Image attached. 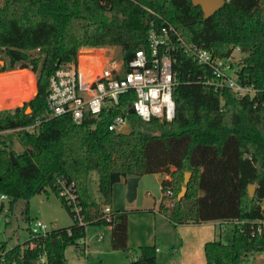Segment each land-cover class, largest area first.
<instances>
[{
  "label": "trees",
  "instance_id": "16d2710c",
  "mask_svg": "<svg viewBox=\"0 0 264 264\" xmlns=\"http://www.w3.org/2000/svg\"><path fill=\"white\" fill-rule=\"evenodd\" d=\"M164 29L171 42L168 49L160 50L172 56L178 77L171 121H146L130 113L133 92L97 119L76 123L69 115L47 118L50 77L81 47L116 46L127 70L136 50L149 52L151 32L160 35ZM237 45L247 49L239 61V78L259 89L254 96L240 97L230 88L208 84L212 69L189 50L198 46L224 57ZM0 60L1 73L19 69L27 74L31 87L33 71L37 85L28 102L18 105L21 97L16 90L15 107L0 109V131L13 130L23 146L16 151L0 141V193L7 195L11 209L20 199L29 201L50 187L73 218L69 226L46 235L30 234L12 247L0 238V258H4L0 264H67L65 250L69 245L79 249L87 224L111 226V246L127 252L125 264H157L156 245L141 246L138 255L132 251L130 210L114 209L111 204L116 183L150 173L170 175L162 180V191H171L174 202L161 204L160 212L173 224L239 221L225 240L205 242L207 264H250L252 256L264 254V230L257 229L264 219L260 204L264 200L262 0H227L207 18L192 0H0ZM34 93L31 90L26 97ZM119 113L127 114L129 132L109 130L108 124ZM37 120L41 122L34 131L22 128ZM93 170L99 174L101 202L90 199L88 180ZM186 172L191 177L179 200ZM58 178L74 184L82 222L60 194ZM252 184L256 186L253 197ZM104 205L112 208L109 219Z\"/></svg>",
  "mask_w": 264,
  "mask_h": 264
},
{
  "label": "built area",
  "instance_id": "2783aa9c",
  "mask_svg": "<svg viewBox=\"0 0 264 264\" xmlns=\"http://www.w3.org/2000/svg\"><path fill=\"white\" fill-rule=\"evenodd\" d=\"M171 29L175 30L172 27ZM168 35L167 29L160 35L152 31L149 52L144 49L136 50L127 70L121 57L91 48L78 51L75 58L60 64L50 77L46 98L49 110L47 118L69 115L76 123L97 119L104 113L115 110L120 106L122 97L133 92L135 98L128 111L133 108L134 113L146 121L152 118L171 121L175 116L173 93L178 84V77L174 70V59L168 52L160 50L162 46L169 48L171 41ZM189 50L194 53L200 64L212 69V78L207 81L208 84L216 88H230L240 97L254 96L259 92L258 88L243 84L239 78L238 71L241 66L235 58V50L243 51L241 45H237L231 55L224 57L198 46ZM40 122L41 120H37L22 128L34 131ZM108 128L116 133L130 130L131 124L127 114L114 115ZM58 184L60 194L70 205L76 219L82 222L81 206L73 188L74 184L63 178H58ZM168 194H171V191H168ZM6 198L9 199L7 195H1V201ZM260 204L264 210V200ZM102 210L109 219L111 206L104 205ZM238 222L216 220V225L221 233H226ZM56 228L39 218H33L29 223V233L34 236L46 235ZM257 229L259 232L264 230V219L258 221ZM101 238L100 235L99 239ZM78 242V252L85 253L86 243L82 240ZM0 260L4 261V258L1 257ZM44 260L45 255H42L41 261Z\"/></svg>",
  "mask_w": 264,
  "mask_h": 264
},
{
  "label": "rangeland",
  "instance_id": "374dc122",
  "mask_svg": "<svg viewBox=\"0 0 264 264\" xmlns=\"http://www.w3.org/2000/svg\"><path fill=\"white\" fill-rule=\"evenodd\" d=\"M262 5L264 6V0H262ZM90 48L112 56L121 57V52L116 46L81 47L79 52ZM245 54V51L235 50L237 62ZM2 63L0 60V66ZM3 72H7V74L5 75ZM3 72H0V106L8 104V108L15 107L14 94L16 90L19 91L21 97L18 105H23L35 96L37 85L36 74L33 71H31L33 74L30 83L32 89L27 86L26 73H21L19 69ZM31 90H35V93L27 98L26 96L31 93ZM7 97L10 98V101ZM29 108H27V112H30L31 108ZM2 140L10 143V146L16 151L23 149L13 130L0 132V141ZM168 179H170V175ZM97 180L98 172L96 170L91 171L88 180L90 199L99 201L101 198L97 189ZM1 195L0 193V201ZM101 197L103 200V196ZM3 201V208L0 209V238L8 240L4 238L12 236V243H22L29 238V223L31 219H28V217L42 219L48 225L56 227L68 226L73 222L70 212L63 205L56 192L50 187L36 193L29 201L20 199L11 209L9 207V199L6 198ZM172 202L174 200L171 194L162 191L161 176L150 173L142 177L138 184L137 196L132 201L127 199L125 184L123 182L116 183L113 187L111 204L116 209H130L128 214V245L133 252L135 251V254L139 252L141 246L156 245L158 248L156 251L157 264H200L203 253V246L200 243H203L208 237H212L211 239L217 238L218 227L214 222H209L208 224H196L177 229L164 216L152 212L156 206H158L160 211L161 204L169 206ZM99 232H103L104 238L99 242L95 240L93 242L89 241L88 253L86 252L88 255L80 254L75 245L67 246L65 250L67 264H124L129 259L127 252L124 250L112 248L111 231L108 225H86L87 239L95 237ZM230 232L231 230L227 234H230ZM225 236L223 237L224 240L226 239ZM176 252L177 254H175ZM252 257L250 263L255 258ZM252 263L264 264V259L257 258Z\"/></svg>",
  "mask_w": 264,
  "mask_h": 264
},
{
  "label": "water",
  "instance_id": "95a60500",
  "mask_svg": "<svg viewBox=\"0 0 264 264\" xmlns=\"http://www.w3.org/2000/svg\"><path fill=\"white\" fill-rule=\"evenodd\" d=\"M226 2H227V0H192V3L194 5L201 6V8L204 12V16L206 18L211 16L213 13H215L218 9H220L223 5H225ZM246 50L247 49L244 48V51H246ZM129 112L134 113V109L130 108ZM10 157H11V160L13 163L17 162V158H16L14 152H12V151L10 152ZM190 177H191V172H186L184 184L182 186L181 191L178 194L179 200H181L187 192V184L190 181ZM139 180H140V176H129L126 178V181H127V199L130 201L134 200L135 197L137 196V189H138ZM255 189H256L255 185L252 184L249 186V194L251 197L254 196ZM40 191L41 190H39V192Z\"/></svg>",
  "mask_w": 264,
  "mask_h": 264
},
{
  "label": "crops",
  "instance_id": "0c3cea01",
  "mask_svg": "<svg viewBox=\"0 0 264 264\" xmlns=\"http://www.w3.org/2000/svg\"><path fill=\"white\" fill-rule=\"evenodd\" d=\"M7 99L10 101V98L9 97H7ZM8 105V104H7ZM0 106V109L2 108V109H6V108H8L9 106ZM18 106V105H17ZM91 174V173H90ZM156 175H159V176H161V182H162V180H164V179H168L169 178V175L168 174H164V173H155ZM90 176V175H89ZM144 176V175H143ZM143 176H140V180H139V183H140V181L142 180V177ZM120 182H123L124 184H125V188L127 189V181H126V179H122ZM97 189H98V191H99V174H98V180H97ZM99 194H100V200L98 201V200H92V201H95V202H101L102 201V194L100 193V191L98 192ZM161 198H162V195H161ZM160 201H161V199H160ZM159 201V202H160ZM4 201H0V207H1V209L3 208V203ZM113 207V206H112ZM114 208V207H113ZM114 209H116V208H114ZM123 209H127V208H123ZM159 208H158V206H156V208H153V210H152V212H154V213H159L160 215H162V216H164L167 220H168V218L163 214V213H161L159 210H158ZM130 210V209H129ZM131 210H133V209H131ZM139 212H141V211H139ZM28 219H33V218H30V217H28ZM6 221H7V218H6ZM169 221V220H168ZM209 222H214L215 224H216V220H214V221H207V222H202V223H183V224H178V225H175V224H173L171 221H169V223H171V224H173L174 225V227H176L177 229H183L184 227H190V226H192V225H196V224H201V225H203V224H208ZM73 223V222H72ZM71 223V224H72ZM70 225V224H69ZM68 225V226H69ZM218 227V226H217ZM108 228L110 229V231H112V229H111V226H108ZM112 233V232H111ZM217 234H218V237L217 238H213V239H223V237L225 236L226 238H227V232L226 233H221V231H220V229L218 228V232H217ZM102 236V238L101 239H99V236ZM104 234H103V232H99V233H97L96 234V236L95 237H93V238H89V239H87L86 237L84 238V239H82V240H84L83 242H85L86 244H84V245H86V252H87V247H88V245H89V241H91V242H93L94 240L95 241H102L103 240V238H104V236H103ZM112 235V234H111ZM128 238H129V228H128ZM212 238V237H211ZM210 237H208V239H205L204 241H203V243L201 242L200 243V245H202L203 246V253H202V257H201V263L200 264H207V261H206V257H205V252H204V245H205V242L206 241H208V240H212ZM4 239H8L9 240V245H10V247H12L13 245H16L17 243H12L13 242V238H12V236H7L6 238H4ZM224 240V239H223ZM83 245V244H82ZM157 250H158V248H157ZM83 253V254H86V255H88L87 253ZM175 254H177V252L175 253ZM253 257H255L253 260H252V262H254V260H256L257 258H262V259H264V254H255V256H253ZM252 257V258H253ZM128 261V260H127ZM126 261V262H127ZM86 262H88V261H86ZM125 262V263H126ZM250 263V264H253V263ZM124 263V264H125ZM87 264V263H86Z\"/></svg>",
  "mask_w": 264,
  "mask_h": 264
}]
</instances>
